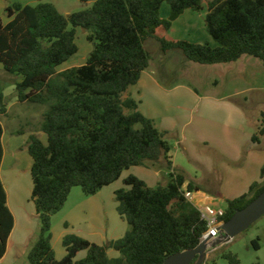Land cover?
Instances as JSON below:
<instances>
[{"label":"trees","instance_id":"16d2710c","mask_svg":"<svg viewBox=\"0 0 264 264\" xmlns=\"http://www.w3.org/2000/svg\"><path fill=\"white\" fill-rule=\"evenodd\" d=\"M36 1V6L7 7L10 21H0V65L15 85L18 101L46 107L40 131L47 144L37 135L27 142L33 160L31 201L40 222L28 264H162L174 254L194 249L208 226L185 198L186 176L173 167L168 132L158 130L140 112L138 102L124 94L150 65L146 42L151 39L160 43L163 53L178 50L200 65L233 63L245 55L264 65V0H205L206 8L204 0H79L93 1L92 7L69 16L52 3ZM164 4L170 8L167 19L161 17ZM188 10L206 11L205 28L217 47L160 34ZM77 29L87 32L93 49L84 65L59 72L79 52ZM0 113H5L3 94ZM2 138L0 121V169ZM263 138L264 118L252 142L259 144ZM141 166H162L170 181L150 188L133 175L124 180L125 187L115 192L117 213L129 226L124 237L97 245L76 234L66 235V256L58 260L52 218L65 207L71 191L80 187L86 196H93L119 180L125 170ZM262 192L264 186L254 184L249 194L228 201L224 222ZM13 228L0 175V260ZM255 246L259 250V244ZM109 249L120 257L110 258ZM82 251L85 258L77 260ZM223 258L238 263L231 254Z\"/></svg>","mask_w":264,"mask_h":264},{"label":"crops","instance_id":"0c3cea01","mask_svg":"<svg viewBox=\"0 0 264 264\" xmlns=\"http://www.w3.org/2000/svg\"><path fill=\"white\" fill-rule=\"evenodd\" d=\"M35 2L37 1L35 0ZM14 4L26 6L32 4V1L0 0V21L3 24H7L10 21L8 18L7 21H5L6 8ZM189 11L191 10L186 11L181 17L189 13ZM195 13L197 12H190V22H193L192 20H194L193 17ZM205 14L206 12H201L200 17L203 20ZM169 15L170 12L168 17ZM180 18L173 22L169 32L174 28V25L178 24ZM169 38L173 40H187L183 37H175L174 35H170ZM194 42L201 44L199 40ZM86 60L87 58H84L81 64L84 65ZM65 64L58 68L59 72L73 68H69L65 66ZM0 73V82L3 86L2 89H0V94H3L5 104V113L0 114L6 116L8 112H10V109L15 106H19L17 109H24V106L28 107V105H30L29 103H20L18 101L15 85L9 81V77L6 76L1 65ZM156 74V72L150 70L149 65L148 69L142 73L138 84L135 85L137 88L129 90L130 87L124 94V98H132L138 102L140 112L151 119L158 130L168 133L171 132V134L178 133L175 142L177 147L174 148L173 153L171 152L173 167L186 176L183 191H189V185L193 187L190 191L193 196L191 203L197 208L210 205L225 210L228 201L238 199V196L242 197L249 194L252 185L259 184L260 186H264V177L262 176V169L264 167V138L259 144H254L252 142V136L259 128L260 122L251 125L252 122L243 109L236 104L228 102L227 98H212L211 96L201 95L187 84H179L176 86L166 85L162 83L160 79H157ZM6 84H10L14 87L11 93L13 96L10 98V100L13 101L12 107L7 103L8 101L6 98L8 95L4 93V85ZM182 108L185 114H188L191 110L199 111L201 119L207 116H215L211 123L213 128L208 130V135L203 137L202 135L197 136L194 134V136L182 135L180 137V129L181 132L185 129L184 122L182 121V117H184L182 116L184 115L183 112L181 113ZM17 118L19 117L17 116ZM9 131V136H6L3 127L2 143L4 157L1 164L0 175L7 193L8 207L14 216V228L8 240L6 254L0 260V264H14L18 259L19 250H23V253L25 252L24 254L27 255L37 240L34 238L37 236V228L40 226V222L37 220L35 205L31 201L32 195L28 196V194H32L33 191L32 178L30 180V186L28 187L33 160L28 152L27 142L31 135H37L43 144H47L45 143V141L47 142V136L40 131V126L39 129L30 131L12 128H10ZM210 152H215L217 156V165L213 164L208 169L217 172L218 178H220L221 174H224L223 170H233L234 173L244 166L242 170L248 169V173L246 174L247 177L244 182H241V185L245 183L246 186L243 195H234L232 190L225 192L222 186L216 189H210L209 187L201 185L198 177L191 175L187 171V168L181 165L182 163L179 161L180 159H187L190 164H198L200 167L207 168V157L205 156L209 155L208 153ZM164 172L165 168H162V166L132 167L125 170L120 179H123V188L125 187L124 180L131 175L144 181L150 188H156L159 185H168L170 181L169 174L164 176ZM120 179L117 180L118 182L116 181L110 186L103 188L97 194L88 196L89 199L84 205L77 207L74 214L67 219L65 229L61 234L59 233L57 240L55 238V229L52 228V245L58 260L66 256V250L63 246L64 252L58 253L54 248V242L56 241L58 243V241L61 239L63 240L66 235L76 234L91 243L105 245L110 241L121 239V235L127 232V228H123V231H121L122 218L118 213L120 220L112 218L113 226L110 225V212H108L105 201L106 198H115V192L121 189L119 186L116 187ZM28 198H30V202L33 203L34 208L25 202ZM117 205L116 202V212ZM30 216L36 217L31 232L28 231L29 227H26L31 220ZM74 216H76V218H74ZM87 216H90V218L85 221L83 218ZM106 219L109 221L107 225L105 224ZM77 220H84L88 224L91 221L92 223H96L90 226L87 225L88 228L86 229H80L78 227L76 228L74 225V222ZM110 250L111 249L108 250L109 257L112 255ZM212 255L213 253L210 255L208 262L211 261ZM85 256L86 252L82 251L78 254L77 260L83 259Z\"/></svg>","mask_w":264,"mask_h":264},{"label":"rangeland","instance_id":"374dc122","mask_svg":"<svg viewBox=\"0 0 264 264\" xmlns=\"http://www.w3.org/2000/svg\"><path fill=\"white\" fill-rule=\"evenodd\" d=\"M31 1L32 4H30V6L37 5L35 0ZM44 2L52 3L59 12L65 16L89 9L93 4V1L84 3L79 0H44ZM203 5L206 8L207 2L205 0L203 1ZM205 10L204 12H206ZM169 12L170 8L168 4H164L161 9V17L167 19ZM190 12L192 11H189V13H186L181 17L178 24L174 25V28L170 32H160V34L167 38H169L170 35L183 37L184 39H187L185 41L192 43L199 40L202 45L209 44L212 47H217L218 44L210 37L205 28L204 20L200 17L201 12L194 14L193 22H190ZM5 18V21H7V16H5ZM76 42L79 47V52L65 64V66H68L69 68L81 66V61L84 58H87L93 49V45L87 40V32L82 29H77ZM146 48L151 55L150 70L157 73L156 77L157 79H160L162 83L172 86L187 84L198 91L201 95L211 96L212 98H227L228 102L236 104L243 109L252 122L251 125L257 124L263 120L264 65L260 60L245 55L239 61L233 63L200 65L189 61L183 53L178 50L163 53L160 43L155 39L147 41ZM1 84L2 83L0 82V89L3 87ZM135 88H137V86L131 87L129 90H134ZM13 90L14 87L12 85H4V93L8 95L6 99L10 107L13 106V101L10 100L13 96L11 94ZM17 108H19V106L12 107L6 116L0 114V121L4 127L6 136H9L10 128L16 130L23 129V131L39 129V126L43 121V112L46 110L45 106L30 104L28 107L24 106V109ZM182 112L184 114L181 115L184 116L182 117V121L184 122L185 129L182 132L180 129V137L182 135L194 136V134L197 136L202 135L204 137L208 135V130L213 128L211 123L215 116H207L206 118L201 119L199 111L191 110L188 114H185V111H183L182 108L181 113ZM17 116L19 118H17ZM177 134L178 133L171 134L170 132L166 137L172 147V153L174 152V148L177 147L175 143L178 137ZM45 143L47 142L45 141ZM208 154L209 155L205 156L207 157V168L200 167L198 164H190L187 159H180L179 161L182 163L181 165H184V167L187 168V171L191 175L198 177L201 185L209 187L210 189H216L219 186H222L223 191L225 192L232 190L234 195H243L246 186L245 183H242L241 185V182H244L247 177L246 174L248 173V169L242 170L244 169V166L239 168V170L235 169L236 172L234 173L233 170H223L225 176L224 174H221L220 178H218L219 176L217 172L208 169L213 164L217 165V156L215 152H210ZM168 174L169 171L165 169L164 176ZM30 180L31 177L29 179L28 187L30 186ZM117 184L116 187L119 186L123 188V179H120ZM30 195L32 194H28V196ZM239 197L241 196H238V198ZM249 197H252V195ZM88 199L89 197L83 193L80 187H76L71 191L65 207L52 218V228L55 229L56 240L59 237V233L61 234L65 229L67 219L74 214L77 207L84 205ZM105 201L108 212H110V225L113 226L112 218L120 220V217L116 212V201L114 197L109 199L106 198ZM25 202L34 208L33 203L30 202V198L26 199ZM74 218H76V216H74ZM88 218H90V216L83 219L86 221ZM30 219L29 225L26 224V227H29V232L33 229L32 226L35 224L36 217L30 216ZM37 220L39 222L38 217ZM84 220H77L74 222L75 227L86 229L88 228L87 225L90 226L96 223H92L91 221L88 224ZM108 223L109 221L106 219L105 224L107 225ZM39 228L40 226L37 228V236L34 239H37L38 237ZM123 228L129 229V226L125 220L121 219V231H123ZM125 234L126 232H124L121 237H124ZM62 241L63 240L61 239L58 243L56 241L54 242V248L58 253L64 252ZM255 243L259 244V250L256 249ZM110 251L112 254L110 255V258L115 259L120 257V254L115 250L111 249ZM24 253L23 250H19L18 259L14 264H28V254L26 255ZM224 254H231L236 257L238 263L235 264H264V216L247 231L236 236L231 242L219 247L215 253L213 252L211 261L207 262V264H234L225 260L223 258Z\"/></svg>","mask_w":264,"mask_h":264},{"label":"water","instance_id":"95a60500","mask_svg":"<svg viewBox=\"0 0 264 264\" xmlns=\"http://www.w3.org/2000/svg\"><path fill=\"white\" fill-rule=\"evenodd\" d=\"M264 216V192L249 203L245 208L238 210L230 220L219 228L217 238L208 236L201 239L197 247L191 250L174 254L162 264H207L210 255L219 246L227 244L241 233L247 231L253 224Z\"/></svg>","mask_w":264,"mask_h":264},{"label":"built area","instance_id":"2783aa9c","mask_svg":"<svg viewBox=\"0 0 264 264\" xmlns=\"http://www.w3.org/2000/svg\"><path fill=\"white\" fill-rule=\"evenodd\" d=\"M192 193L190 191H185V198L192 202ZM198 210L201 213V218L207 223L208 230L202 236V239L211 236L212 238H217L219 235V228L224 223L222 219L225 215V210L215 208L210 205L199 207Z\"/></svg>","mask_w":264,"mask_h":264}]
</instances>
